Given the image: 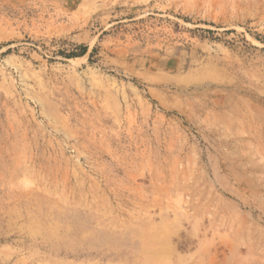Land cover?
I'll return each mask as SVG.
<instances>
[{"label": "rangeland", "instance_id": "obj_1", "mask_svg": "<svg viewBox=\"0 0 264 264\" xmlns=\"http://www.w3.org/2000/svg\"><path fill=\"white\" fill-rule=\"evenodd\" d=\"M0 264H264V0H0Z\"/></svg>", "mask_w": 264, "mask_h": 264}, {"label": "trees", "instance_id": "obj_2", "mask_svg": "<svg viewBox=\"0 0 264 264\" xmlns=\"http://www.w3.org/2000/svg\"><path fill=\"white\" fill-rule=\"evenodd\" d=\"M85 51H86V49H85Z\"/></svg>", "mask_w": 264, "mask_h": 264}]
</instances>
